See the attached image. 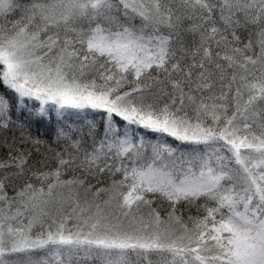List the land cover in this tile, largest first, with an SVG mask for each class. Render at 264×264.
Here are the masks:
<instances>
[{"label":"snow or ice","instance_id":"snow-or-ice-1","mask_svg":"<svg viewBox=\"0 0 264 264\" xmlns=\"http://www.w3.org/2000/svg\"><path fill=\"white\" fill-rule=\"evenodd\" d=\"M0 264H264V0H0Z\"/></svg>","mask_w":264,"mask_h":264}]
</instances>
